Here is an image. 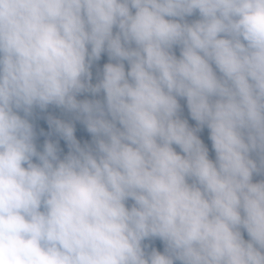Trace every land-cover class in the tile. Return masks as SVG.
<instances>
[{
    "label": "clouds",
    "instance_id": "9594fccd",
    "mask_svg": "<svg viewBox=\"0 0 264 264\" xmlns=\"http://www.w3.org/2000/svg\"><path fill=\"white\" fill-rule=\"evenodd\" d=\"M254 176L264 0H0V264H264Z\"/></svg>",
    "mask_w": 264,
    "mask_h": 264
},
{
    "label": "trees",
    "instance_id": "16d2710c",
    "mask_svg": "<svg viewBox=\"0 0 264 264\" xmlns=\"http://www.w3.org/2000/svg\"><path fill=\"white\" fill-rule=\"evenodd\" d=\"M196 17H191L189 19H195ZM108 62V57L107 55H102L100 61H98L94 66H93V82H95V78H96V73L99 70H102V67L105 63ZM48 113H51L59 118H68L66 116H64V114L61 113V111L59 109L56 108H52L50 107L48 109ZM47 115V113L45 114H40L38 113L36 118H35V124H36V128L38 127V135H39V130H43L45 133H48L50 131V129L47 126L46 123V119L45 116ZM77 127V139L81 140V142L83 143L84 141H90L91 140V136L90 134L87 133L86 129L84 128L83 125H81L79 122H77L76 124ZM39 138H43L45 139L46 137L44 136H39ZM55 139V137H53ZM200 138L204 141V143L206 144V146L209 148V154H210V158H214V151L211 148V141L208 139V130L206 129L202 135H200ZM60 147L63 149V151L66 153L67 152V146L66 144L61 140L60 141ZM259 179H264V176H254V181H257ZM245 239H248L247 234L244 233ZM147 243V242H146ZM151 245L153 247H157L159 250H161L162 247V243L159 241H152L150 242Z\"/></svg>",
    "mask_w": 264,
    "mask_h": 264
},
{
    "label": "rangeland",
    "instance_id": "374dc122",
    "mask_svg": "<svg viewBox=\"0 0 264 264\" xmlns=\"http://www.w3.org/2000/svg\"><path fill=\"white\" fill-rule=\"evenodd\" d=\"M177 54H179V53H178V50H177ZM98 70H99V69H98ZM96 74H97V73H96ZM95 79H96V78H95ZM80 98H83V97H80ZM181 103H182V105H183L184 102L181 101ZM183 117L186 118V119H188L189 124H190L191 126H193V127L195 126V121H193V120L190 118L186 106L184 107ZM206 129H207V128H205L202 132L198 133V135H199V136L202 135L203 132H204ZM37 132H38V127H37ZM39 133H40V130H39ZM43 141H44L43 138H39L37 142H38V144H42ZM177 150L179 151V149H177ZM161 250H163V245H162V247H161Z\"/></svg>",
    "mask_w": 264,
    "mask_h": 264
}]
</instances>
